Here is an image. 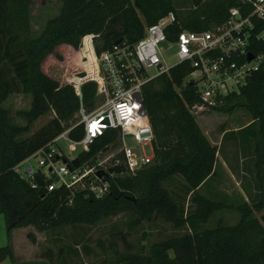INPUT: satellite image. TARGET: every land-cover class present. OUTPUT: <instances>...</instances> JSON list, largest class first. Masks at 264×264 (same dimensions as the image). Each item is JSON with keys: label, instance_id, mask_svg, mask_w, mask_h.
Here are the masks:
<instances>
[{"label": "trees", "instance_id": "obj_1", "mask_svg": "<svg viewBox=\"0 0 264 264\" xmlns=\"http://www.w3.org/2000/svg\"><path fill=\"white\" fill-rule=\"evenodd\" d=\"M191 2L193 8L179 16L173 0H63L58 14L34 36L29 0H0V214L8 236V243L0 247V262L10 258L16 264L9 239L17 226L29 224L38 231H47L63 225H92L104 217L126 212L139 216L137 220L158 215L176 228L191 229L183 235L157 240L148 248L141 245L137 252L120 251L113 244L111 259L104 258L97 264H264V211L259 217L252 215V210L264 206L260 169L264 163V61L247 83L238 92L225 96L219 106L231 112L234 105L230 103L239 98L252 116L248 125L236 131L252 141L257 200L236 205L240 218L235 224L224 225L219 220L214 227L199 225L216 210L230 205L198 192L199 186L215 174L218 149L190 111L198 98L193 84L182 85L191 72L187 63L175 65L142 86L143 105L153 131L151 163L155 165L133 175H106L109 191L103 197L96 198L86 190L71 194L62 187L53 191L44 186L34 188L13 168L73 123L79 98L71 85L61 81L66 59L78 52L82 37L97 34L95 50L100 54L114 45L132 48L147 26L169 13L175 21L166 32L173 39L183 29L200 31L224 21L232 6L241 8V0ZM257 26L262 28V22ZM251 48L264 54V39L255 40ZM81 92L83 103L91 109L96 83L84 82ZM12 93L31 95L30 109L21 112L27 123L49 110L54 112L53 119L34 135L20 138L27 124L13 123L3 106ZM83 135L81 125L69 132L74 140ZM115 138L113 130L95 138L88 150L78 152L79 160L96 157L107 146L115 145ZM179 179L193 204L186 214L168 188ZM70 195L72 204L67 203Z\"/></svg>", "mask_w": 264, "mask_h": 264}, {"label": "built area", "instance_id": "obj_2", "mask_svg": "<svg viewBox=\"0 0 264 264\" xmlns=\"http://www.w3.org/2000/svg\"><path fill=\"white\" fill-rule=\"evenodd\" d=\"M174 21V15L169 13L147 26L143 37L132 48L114 45L112 50L100 54L96 53L91 42L97 34L85 35L81 47L84 46V51L90 54L88 65L91 70L83 68L86 57L82 54L74 70L64 72L61 81L71 85L79 98V108L74 114L76 120L51 141L17 162L14 170L34 188L44 186L47 191H53L62 187L71 194L86 190L101 198L109 191V181L106 175L98 176L99 171L107 173L108 167L121 165L123 173L133 175L151 164L153 131L142 99V86L146 82L177 64L187 63L191 72L183 79L182 85H194L198 101L192 104L190 111L199 115L204 106H215L225 96L238 92L264 61V54L253 52L251 48L255 40L264 39V0H241V8L230 7L224 21L200 31L183 29L175 38L169 39L166 30ZM258 22H262L260 29ZM172 46L175 47V61L169 64L162 51ZM249 55L251 59H248ZM82 71L85 76H77ZM88 80L96 83L95 102L91 109L83 103L81 92L82 84ZM77 125H81L84 135L74 140L69 137V132ZM109 130L116 132L120 157L110 155L99 159L100 152L84 161L79 160L78 154L69 158L68 153L76 151L78 146L81 151L88 150L95 138ZM127 135L140 144L141 151L145 145L149 146L151 157L144 152L137 155L125 142ZM62 138L68 142L67 153L58 144ZM76 158L78 161L74 163ZM109 160H112L110 164ZM36 175L42 185L35 181ZM67 203H73L71 195Z\"/></svg>", "mask_w": 264, "mask_h": 264}, {"label": "rangeland", "instance_id": "obj_3", "mask_svg": "<svg viewBox=\"0 0 264 264\" xmlns=\"http://www.w3.org/2000/svg\"><path fill=\"white\" fill-rule=\"evenodd\" d=\"M62 2L63 0H29L30 24L34 36H38L42 32L47 20L58 14ZM173 4L179 16L185 15L193 8L191 0H173ZM83 39L84 37L81 38L79 44H82ZM91 42L95 46V39H92ZM84 50H86L85 47L79 45L78 52L66 59V69L64 70L66 74L74 70L82 54L86 57L83 68L87 71L91 70V66L88 65V62H90V54ZM162 56L167 63L174 62L175 47L164 48ZM187 79L189 80L190 78L188 77ZM222 103L221 100L216 102L215 106H204L203 110L199 112V115L194 114L196 121L212 145L216 144L222 128L241 129L252 121V116L240 104L239 98H236L230 103L234 105L231 112L219 109ZM30 105L31 95L22 93H12L3 102V106L8 110L9 117L13 123L20 126L27 124V129L19 134L20 138L34 135L36 131L54 117V112L49 110L27 123L21 112L29 110ZM75 120L74 118L71 121L74 122ZM228 136L227 134L223 141L224 146L221 152L218 151L219 155L217 154L218 160L215 166V174L201 189H198V192L208 198L223 201L230 206L216 210L205 223L199 224L201 228L214 227L219 220L224 225L235 224L240 218V213L236 209V205L243 202L252 204L257 200V181L253 167L254 159L253 157H249L252 152V141L246 139L244 134H240L239 132L238 140H235V143L232 144L234 148L225 150V145L228 144ZM124 140L127 145L133 148V151L137 155H141L143 152L148 154V156L151 154V148L149 146L145 145L143 151H141L140 144L131 136H125ZM58 144L67 153V140L62 138L58 141ZM80 151L81 147L78 146L76 151L68 153L69 158L75 157ZM223 153L229 159L233 158L235 153L241 154V160L239 158L231 159L232 161H230L232 163L230 165L228 164V170L227 168L224 170L222 161L220 160L221 156L225 157ZM110 155H114L115 158L121 156L119 143H115V145L104 150L98 157L99 159H104ZM112 160H109L108 164ZM235 160L236 162H234ZM31 163L36 166L33 160H31ZM260 169L262 170L261 175L264 188V163L260 164ZM182 183V179H179L168 188L174 198L184 207L183 212L186 214L193 209V204L190 201V195L185 196L184 189H181ZM183 197L184 200L182 201ZM263 211L264 206L260 210H252V215L259 217ZM138 217L132 213L119 212L102 218L96 224L63 225L47 230L42 238H36L31 232H25V234L24 230L19 228L14 233L16 253H18V249L21 251L20 248L24 241V236L28 234V241L34 247L33 254L38 259L42 253H47V251H50L52 256V260L48 257L42 263L30 262V264H97L104 258L111 259V245L113 244L120 251L137 252L140 250L141 245L148 248L151 243L157 240L183 235L191 229L188 226L176 228L154 214L149 218H139L137 220ZM7 243V226L4 216L0 214V247L5 246ZM18 256V260L22 261L16 262V264H29L24 261L25 257H22L21 254ZM46 256L43 258H46ZM0 264L14 263L10 258H6Z\"/></svg>", "mask_w": 264, "mask_h": 264}, {"label": "crops", "instance_id": "obj_4", "mask_svg": "<svg viewBox=\"0 0 264 264\" xmlns=\"http://www.w3.org/2000/svg\"><path fill=\"white\" fill-rule=\"evenodd\" d=\"M222 128V127H221ZM236 130H238V129H231V128H227V127H224V128H222V130L220 131V135H219V137H218V139H217V142H216V146H217V149H218V151L219 152H221V150H222V148H223V137H224V139L226 138V136H227V134L229 135L228 136V144H226L225 145V150L226 149H233L234 148V146L232 145V144H234L235 142V140H238V136H239V131H236ZM231 132H233V133H231ZM213 143V142H212ZM219 152H217V153H219ZM240 152V151H239ZM238 152V153H239ZM238 153H235V155L233 156V158H231V159H237V158H239L240 159V156H241V154H238ZM224 154V156L225 157H222L221 156V161H222V167H223V169L225 170V168H227V170H228V164L230 165L232 162V160L231 159H229L228 158V156L225 154V153H223ZM219 155V154H218ZM218 155H217V160H218ZM248 156H249V153H248ZM250 158L252 157L251 155L249 156ZM231 160V161H230ZM241 160V159H240ZM234 162H236V160L234 161ZM217 163V162H216ZM212 177V176H211ZM211 177H209L206 181H204L200 186H199V188L198 189H201L206 183H207V181L211 178ZM19 228H22L23 230H24V233L26 232V233H29V232H31L36 238H42V236H43V234L45 235V232L46 231H38V230H36L32 225H29V224H27V225H22V226H17V227H15V228H13L12 230H11V233H10V239H9V242H10V244H11V247H12V250H13V257H14V260H15V262H20V261H22V260H18L19 258V254H21V256L22 257H25L24 258V261H26V262H28L29 264H30V262H38V263H42L43 262V260H45V259H47L48 257H50V259L52 258V256H51V254H50V251H47V253H42L41 255H40V258L38 259L36 256H35V254H33V252H34V247H33V245H31L30 243H29V241H28V234L27 235H25L24 236V241L22 242V246H21V251H19V249H18V253H16L17 251H16V246H15V240H14V233H15V231L17 230V229H19ZM25 233V234H26ZM47 255V256H46ZM44 256H46V258H43Z\"/></svg>", "mask_w": 264, "mask_h": 264}, {"label": "water", "instance_id": "obj_5", "mask_svg": "<svg viewBox=\"0 0 264 264\" xmlns=\"http://www.w3.org/2000/svg\"><path fill=\"white\" fill-rule=\"evenodd\" d=\"M115 43H117V42H115ZM79 45L81 46V44H79ZM251 58H252V56L249 55L248 59H251ZM85 74H86V73H85L84 71H82V72L78 73L77 76H79V77H84ZM77 161H78V158H76V159L73 160L74 163H77ZM154 165H155V163H151V164H149V165H147V166H145V167H143V168H141V169H139V170L148 169V168H151V167L154 166ZM123 171H124L123 166H121V165H114V166H112V167H108V169H107V173H106L105 171H99V172H98V176L108 175V174H110V173H123ZM34 179H35V181H36L39 185H42V181H41V179H40L37 175L34 176Z\"/></svg>", "mask_w": 264, "mask_h": 264}]
</instances>
